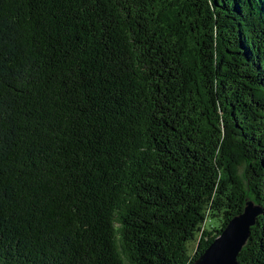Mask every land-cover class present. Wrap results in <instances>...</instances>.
Here are the masks:
<instances>
[{"label":"trees","instance_id":"trees-1","mask_svg":"<svg viewBox=\"0 0 264 264\" xmlns=\"http://www.w3.org/2000/svg\"><path fill=\"white\" fill-rule=\"evenodd\" d=\"M248 198L264 0H0V264H192Z\"/></svg>","mask_w":264,"mask_h":264},{"label":"water","instance_id":"water-1","mask_svg":"<svg viewBox=\"0 0 264 264\" xmlns=\"http://www.w3.org/2000/svg\"><path fill=\"white\" fill-rule=\"evenodd\" d=\"M264 208L247 199L241 213L235 215L221 233L192 264H239L238 256L247 244L251 227Z\"/></svg>","mask_w":264,"mask_h":264},{"label":"rangeland","instance_id":"rangeland-1","mask_svg":"<svg viewBox=\"0 0 264 264\" xmlns=\"http://www.w3.org/2000/svg\"><path fill=\"white\" fill-rule=\"evenodd\" d=\"M219 223H220L219 219L218 218H214V219H212V220L207 222V226L208 227H211V226H215L216 227V226L219 225Z\"/></svg>","mask_w":264,"mask_h":264}]
</instances>
